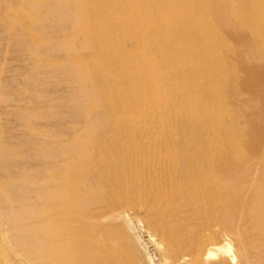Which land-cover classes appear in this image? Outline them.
<instances>
[{"label": "bare ground", "instance_id": "bare-ground-1", "mask_svg": "<svg viewBox=\"0 0 264 264\" xmlns=\"http://www.w3.org/2000/svg\"><path fill=\"white\" fill-rule=\"evenodd\" d=\"M91 4L126 11L125 37L143 59L131 56L109 89L101 78L95 92L119 97L126 112L133 107L129 91L150 95L155 111L169 106L176 117L179 107L156 85L167 77L198 91L196 103L207 116L218 117L222 108L224 148L212 152L193 135L159 139L142 121L131 128L123 120L132 131L126 136L114 130L109 141L72 145L20 124L0 143V264H155L131 225V212L140 210L167 240L165 257L174 263L166 258L165 264H208L218 253L232 259L213 264H264V0ZM167 64L171 77L163 73ZM114 68L111 73L119 71ZM188 107L191 126L198 114ZM111 113L118 116L114 108ZM225 231L233 239L218 241Z\"/></svg>", "mask_w": 264, "mask_h": 264}, {"label": "rangeland", "instance_id": "rangeland-1", "mask_svg": "<svg viewBox=\"0 0 264 264\" xmlns=\"http://www.w3.org/2000/svg\"><path fill=\"white\" fill-rule=\"evenodd\" d=\"M91 2L94 0H0V143L25 122L37 128L36 132L66 139L68 145L77 139L109 141L114 130L118 133L121 130L124 136L132 132L123 129L124 120L131 128L146 126L159 139H169L170 134L177 138L199 136L206 149L221 152L224 148L219 117L222 108L215 110L218 117L207 116L204 106L196 103V98L202 97L198 91L179 88L167 77L156 84L169 91V102L179 107L176 117L169 106L162 107L160 113L155 111L150 95L136 98L129 91L128 104L133 107L126 112L119 97L107 99L95 92L101 78L102 89L108 90L107 82L128 65L131 56L137 54L138 61L143 59L136 42L125 37L126 11L95 7ZM126 3L127 0H120L122 8ZM103 13L108 20L102 18ZM123 51L124 59H113ZM113 65L119 71L111 73ZM163 68L165 76L173 75L168 64ZM188 106H192L189 112L198 114L192 118L191 126L185 118ZM113 108L118 112L117 117L112 116ZM169 111L173 113L171 118ZM143 113L146 117L141 120ZM225 121L228 122L226 118ZM207 124L215 126V134L208 132ZM132 212L131 225L138 226L135 234L144 250L154 257L155 264H165L166 258L174 263L172 258L165 257L167 240L152 227L145 212ZM137 219L142 221L141 225ZM150 233L155 240L150 239ZM233 237L225 231L218 241ZM239 251L240 246L235 242L236 262ZM231 257L218 253L207 263L223 258L231 260ZM178 264H190V261L179 260Z\"/></svg>", "mask_w": 264, "mask_h": 264}]
</instances>
